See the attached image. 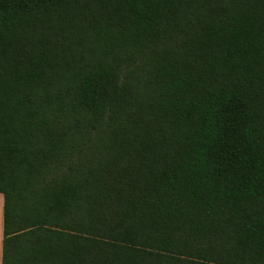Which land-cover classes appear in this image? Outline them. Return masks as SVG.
<instances>
[{"label": "trees", "instance_id": "1", "mask_svg": "<svg viewBox=\"0 0 264 264\" xmlns=\"http://www.w3.org/2000/svg\"><path fill=\"white\" fill-rule=\"evenodd\" d=\"M2 264H264V0H0Z\"/></svg>", "mask_w": 264, "mask_h": 264}, {"label": "crops", "instance_id": "2", "mask_svg": "<svg viewBox=\"0 0 264 264\" xmlns=\"http://www.w3.org/2000/svg\"><path fill=\"white\" fill-rule=\"evenodd\" d=\"M3 228H4V196L0 194V264H2L3 249Z\"/></svg>", "mask_w": 264, "mask_h": 264}]
</instances>
